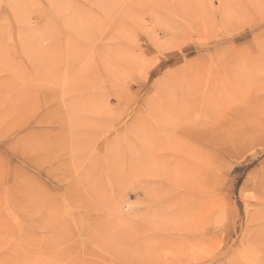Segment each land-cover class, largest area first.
I'll return each mask as SVG.
<instances>
[{
    "label": "rangeland",
    "instance_id": "374dc122",
    "mask_svg": "<svg viewBox=\"0 0 264 264\" xmlns=\"http://www.w3.org/2000/svg\"><path fill=\"white\" fill-rule=\"evenodd\" d=\"M0 264H264V0H0Z\"/></svg>",
    "mask_w": 264,
    "mask_h": 264
},
{
    "label": "bare ground",
    "instance_id": "6f19581e",
    "mask_svg": "<svg viewBox=\"0 0 264 264\" xmlns=\"http://www.w3.org/2000/svg\"><path fill=\"white\" fill-rule=\"evenodd\" d=\"M78 113V112H77ZM258 124H260V123H258ZM263 126V125H262ZM252 127V126H251ZM258 135H260V132H258ZM245 145V144H244ZM243 145V146H244ZM75 152V151H74ZM197 180H198V187H200L201 186V183H202V180H204L203 178H202V180H201V176L199 177V174L197 175V178H196ZM204 182V181H203ZM214 182V181H213ZM217 182V181H216ZM215 183V182H214ZM254 185L255 186H257L258 188H261L262 190H263V187L260 185V184H257V182L256 183H254ZM214 188V187H213ZM253 218V217H252ZM256 221H258V218H256ZM253 248V247H252ZM251 250H253L254 251V249H251ZM252 253V252H251Z\"/></svg>",
    "mask_w": 264,
    "mask_h": 264
}]
</instances>
